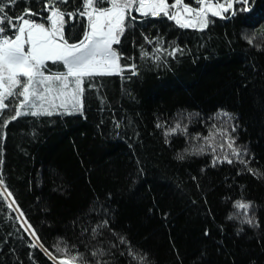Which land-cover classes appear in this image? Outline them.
Wrapping results in <instances>:
<instances>
[{"label": "trees", "instance_id": "1", "mask_svg": "<svg viewBox=\"0 0 264 264\" xmlns=\"http://www.w3.org/2000/svg\"><path fill=\"white\" fill-rule=\"evenodd\" d=\"M249 2V11L229 19L209 17L215 22L204 31L135 15L114 48L122 65L137 64V76L96 77L95 89L86 82L82 115L8 124L0 144L5 184L47 251L30 248L36 241L7 208L10 198L0 208V264H58L49 253L57 261L80 253L94 264L97 248L108 264H138L128 247L146 255L144 264H264V0ZM80 5L69 0L63 10ZM26 6L19 0L9 12ZM30 7L40 11L36 0ZM83 27H66L69 42ZM243 35L254 36L253 44ZM145 36L182 51L175 58L161 53L158 63L141 60L142 46L149 53L158 46ZM177 123L181 129L166 143L164 133ZM229 138L245 163L233 156ZM225 155L233 163L213 166ZM236 201L251 202L255 226L241 222ZM104 219L108 226L93 238ZM56 246L68 251L57 253Z\"/></svg>", "mask_w": 264, "mask_h": 264}, {"label": "snow or ice", "instance_id": "2", "mask_svg": "<svg viewBox=\"0 0 264 264\" xmlns=\"http://www.w3.org/2000/svg\"><path fill=\"white\" fill-rule=\"evenodd\" d=\"M18 2L19 0H0V117H4L0 120V144L6 139L8 124L21 117L82 115L84 85L87 82L89 89H95L96 77L120 76L121 79H130L131 76H137L139 74L137 64L133 62L122 65L120 61L123 57L114 48V45L120 44L127 27L137 22V16L132 15L133 11L141 18L139 22L163 17L174 22V26L181 29L204 31L210 23L215 22L209 19L210 16L229 19L237 13L250 10L249 0H216L215 5L208 0H192L194 5H198L197 7L190 6L184 0H172L171 4L168 0H81V5L73 11L63 10V6L67 5L69 0H36L40 9L36 12L31 10V0H24L27 6L23 12L10 14L9 10ZM98 4L108 6L100 7ZM80 23L84 25L80 38L69 42V38L66 37V27L69 25L74 27ZM242 38L249 45H252L255 39L254 36L247 35H243ZM144 39L148 44L155 43L158 46L153 48L151 53L143 50L142 46L141 60L150 59L158 63L163 59L161 53L175 58L177 53L182 51L178 47H172L170 51L166 50L159 37L149 40L145 36ZM49 63L62 65L63 71H51L48 67ZM126 71L130 72V76L124 77ZM103 103L101 99V104ZM5 110H9L11 115L5 116ZM220 115L228 117V113ZM113 124L117 130L121 126L119 121L114 120ZM156 127L160 128L161 125L158 123ZM179 129H181L179 123L168 129L164 133L165 142H168L169 135L176 134ZM183 131L186 132V128ZM232 131L235 129L233 128ZM234 143L231 138L227 141L233 156L240 163H245L240 159L239 149L233 147ZM220 147L223 148V145ZM200 151L202 152L203 149ZM212 151L215 152L214 147ZM178 159L183 160V155L178 156ZM217 162L231 164L233 160L225 155L222 160L216 157L212 161L213 166ZM195 179L193 177V180ZM5 202H8L7 208L19 213L14 219L20 222V227L25 232L31 230L30 235L36 242H32L30 248L39 247L47 251L43 244L39 243L35 229L27 221L13 193L5 184L2 151H0V208H3ZM234 207L241 210L237 214L242 218V223L255 226L253 218L248 215L251 202L236 201ZM8 218L12 219L10 216ZM229 219L232 217L229 216ZM107 226V219L97 223L91 230L92 237L98 235V229ZM118 239L120 244H130L123 237ZM55 251L66 253L68 249L56 246ZM127 254L131 260L138 258V264H144L147 259L146 255L140 256L134 253L131 247L127 248ZM90 255L95 258L94 264H108L107 260L101 259L106 255L102 248L91 251ZM49 256L54 262L58 259L51 253ZM77 259L81 264H87L83 254L80 253L72 255L71 258H59L58 264H74Z\"/></svg>", "mask_w": 264, "mask_h": 264}, {"label": "flooded vegetation", "instance_id": "3", "mask_svg": "<svg viewBox=\"0 0 264 264\" xmlns=\"http://www.w3.org/2000/svg\"><path fill=\"white\" fill-rule=\"evenodd\" d=\"M184 2H185V1H184ZM214 2L216 3V0H214ZM168 3L171 4V3H172V0H168ZM188 4H189L190 6L197 7L196 5H194V4L191 3V2H189ZM100 5H102V4H100ZM103 5H104V7H107V6H108L107 4H103ZM132 15L135 16V15H137V13H136L135 11H133V12H132ZM65 30H67V28H66Z\"/></svg>", "mask_w": 264, "mask_h": 264}, {"label": "rangeland", "instance_id": "4", "mask_svg": "<svg viewBox=\"0 0 264 264\" xmlns=\"http://www.w3.org/2000/svg\"><path fill=\"white\" fill-rule=\"evenodd\" d=\"M58 263V261H56Z\"/></svg>", "mask_w": 264, "mask_h": 264}]
</instances>
